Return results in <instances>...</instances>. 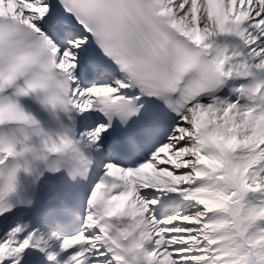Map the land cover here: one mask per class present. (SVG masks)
I'll use <instances>...</instances> for the list:
<instances>
[{"label":"snow or ice","instance_id":"snow-or-ice-1","mask_svg":"<svg viewBox=\"0 0 264 264\" xmlns=\"http://www.w3.org/2000/svg\"><path fill=\"white\" fill-rule=\"evenodd\" d=\"M0 264H264V0H0Z\"/></svg>","mask_w":264,"mask_h":264},{"label":"bare ground","instance_id":"bare-ground-1","mask_svg":"<svg viewBox=\"0 0 264 264\" xmlns=\"http://www.w3.org/2000/svg\"><path fill=\"white\" fill-rule=\"evenodd\" d=\"M7 9L9 10V11H11L12 9H13V5L12 4H8L7 5ZM240 82L239 81H236V84H239Z\"/></svg>","mask_w":264,"mask_h":264}]
</instances>
